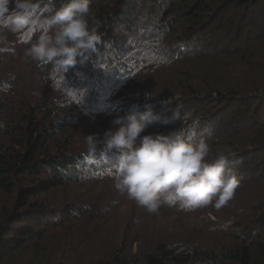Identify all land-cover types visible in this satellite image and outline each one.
I'll use <instances>...</instances> for the list:
<instances>
[{"label": "trees", "instance_id": "1", "mask_svg": "<svg viewBox=\"0 0 264 264\" xmlns=\"http://www.w3.org/2000/svg\"><path fill=\"white\" fill-rule=\"evenodd\" d=\"M62 3L39 0L33 24L3 28L12 34L0 47V264H264V0H91L101 40L64 74L23 51ZM148 105L162 120L142 135L206 127L213 156L234 154V213L175 246L144 242L134 251L132 234L125 246L108 236L93 243L109 201L62 192L109 181L118 153L104 148L106 131L90 150L82 121L99 128V118ZM177 105L190 118L164 123Z\"/></svg>", "mask_w": 264, "mask_h": 264}, {"label": "clouds", "instance_id": "2", "mask_svg": "<svg viewBox=\"0 0 264 264\" xmlns=\"http://www.w3.org/2000/svg\"><path fill=\"white\" fill-rule=\"evenodd\" d=\"M38 2L0 0V28L18 31L33 24ZM90 3L63 0L43 19L42 31L25 49V56L51 63L62 74L87 60L101 40L97 27L90 25ZM189 118L190 113L181 115L177 105L163 122ZM161 120V114L148 105L144 111H132L112 121L117 127L106 130L103 146L107 152L118 153L107 173L114 188L149 213H158L162 207L192 211L209 205L217 209L225 206L240 183L234 154L222 151L213 156L206 127L191 134L179 128L167 134L142 135ZM87 142L89 149L95 150L98 141L94 134L87 137Z\"/></svg>", "mask_w": 264, "mask_h": 264}, {"label": "rangeland", "instance_id": "3", "mask_svg": "<svg viewBox=\"0 0 264 264\" xmlns=\"http://www.w3.org/2000/svg\"><path fill=\"white\" fill-rule=\"evenodd\" d=\"M11 34L12 33L7 29L0 28V47L4 46V43L2 44V42L6 41L7 37L11 38ZM23 51H25V49ZM21 60L25 65H29L23 57ZM163 76L166 75L164 74ZM153 77L154 76L143 78V87H150L148 85H150L149 83L153 84ZM167 77H170V75L168 74ZM156 84L161 85L162 83L157 82ZM166 88L167 87H157L156 90L164 91ZM82 122V126L87 127L83 132H90V134L94 135L97 131L104 133L108 128V123L113 124L112 120L109 121V119L106 120L102 118L97 120L99 128L94 124L89 123L90 121L87 119H83ZM89 127L92 128V131ZM82 135V133L74 135L76 137V145L78 148L84 146L83 142L85 137L82 138ZM249 159L250 158L248 157L247 160ZM101 180L102 179L92 181L91 179H88V181L86 180L81 184L74 186L70 185L63 190L62 194L69 198L75 196L82 199L86 198V200L91 198L89 194H95L99 200L103 199L109 201L108 204L105 205L108 206L107 208L104 206L98 210L100 215L105 218L106 223L100 228L99 231L101 233L98 234V238H93L92 242H98V240L103 238L105 240L106 236H108L107 241L111 242V240H118L122 246H125L127 243L133 241L131 237L130 240H127L126 238L127 235L132 234L134 240L137 241L134 242V251H137L140 246H144V242H148V247L154 246V244L158 247V244H162L163 242H166L164 243V246H175L176 244L174 243L179 240L195 239L196 235L200 234L201 231L205 232L209 230L211 226L224 221L227 215H232L234 210L231 209L232 205L230 204L231 206H229V203L237 197L234 196L220 209H217L212 205L192 211L181 210L178 207H162L158 213H149L143 207L138 206L135 201L130 200L125 193L118 192L114 188L112 179H108L109 181L107 182H101ZM108 196L110 197L108 198ZM237 200L239 201V198H237ZM233 204L235 206V201ZM240 204L239 207L243 206V203ZM82 206L91 205L83 203ZM116 207L118 208L113 211ZM129 228L132 229V233H129ZM125 240H127L126 243Z\"/></svg>", "mask_w": 264, "mask_h": 264}]
</instances>
